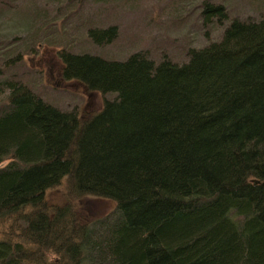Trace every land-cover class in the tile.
Masks as SVG:
<instances>
[{
	"label": "trees",
	"instance_id": "1",
	"mask_svg": "<svg viewBox=\"0 0 264 264\" xmlns=\"http://www.w3.org/2000/svg\"><path fill=\"white\" fill-rule=\"evenodd\" d=\"M258 9L241 19L202 0L205 42L181 61L63 47V79L104 97L85 117L17 73L25 43L1 49L0 264H264L263 2ZM84 34L101 48L117 30ZM62 179L69 197L114 207L89 223L68 205L49 209L44 192Z\"/></svg>",
	"mask_w": 264,
	"mask_h": 264
},
{
	"label": "rangeland",
	"instance_id": "2",
	"mask_svg": "<svg viewBox=\"0 0 264 264\" xmlns=\"http://www.w3.org/2000/svg\"><path fill=\"white\" fill-rule=\"evenodd\" d=\"M201 1L0 0V50L10 45L23 47L25 43L27 47L19 49L21 65L17 73L42 99L85 117L101 108L104 97L86 91L75 80L63 79L58 51L67 47L74 52L123 57L132 50H140L155 60L165 55L181 61L186 48L205 42L198 17ZM211 1L224 3L229 16L241 19L256 17L258 6L262 2L264 6V0ZM93 25H114L116 39L105 47H95L84 34V29ZM217 33L215 29L209 37L214 39ZM69 196L64 179L44 192L49 209L68 205L79 223H89L114 207V201L104 197Z\"/></svg>",
	"mask_w": 264,
	"mask_h": 264
},
{
	"label": "water",
	"instance_id": "3",
	"mask_svg": "<svg viewBox=\"0 0 264 264\" xmlns=\"http://www.w3.org/2000/svg\"><path fill=\"white\" fill-rule=\"evenodd\" d=\"M264 181V180H263ZM254 182H256V181H254Z\"/></svg>",
	"mask_w": 264,
	"mask_h": 264
}]
</instances>
